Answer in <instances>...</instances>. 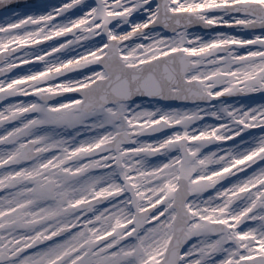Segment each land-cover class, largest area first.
Listing matches in <instances>:
<instances>
[{
  "label": "snow or ice",
  "instance_id": "6c2138e0",
  "mask_svg": "<svg viewBox=\"0 0 264 264\" xmlns=\"http://www.w3.org/2000/svg\"><path fill=\"white\" fill-rule=\"evenodd\" d=\"M0 0V264H264V0Z\"/></svg>",
  "mask_w": 264,
  "mask_h": 264
},
{
  "label": "rangeland",
  "instance_id": "374dc122",
  "mask_svg": "<svg viewBox=\"0 0 264 264\" xmlns=\"http://www.w3.org/2000/svg\"><path fill=\"white\" fill-rule=\"evenodd\" d=\"M37 3V2H36ZM35 4V3H34ZM30 5H32V4H27V5H25L24 6V9L22 10V11H26V10H28V6H30Z\"/></svg>",
  "mask_w": 264,
  "mask_h": 264
}]
</instances>
